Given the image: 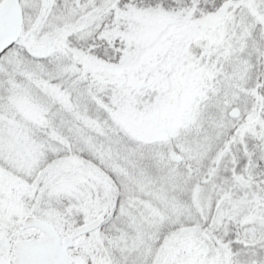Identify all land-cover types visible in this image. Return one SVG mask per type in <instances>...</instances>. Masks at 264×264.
<instances>
[{
    "label": "snow or ice",
    "instance_id": "snow-or-ice-1",
    "mask_svg": "<svg viewBox=\"0 0 264 264\" xmlns=\"http://www.w3.org/2000/svg\"><path fill=\"white\" fill-rule=\"evenodd\" d=\"M0 264H264V0H0Z\"/></svg>",
    "mask_w": 264,
    "mask_h": 264
}]
</instances>
